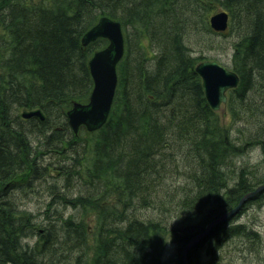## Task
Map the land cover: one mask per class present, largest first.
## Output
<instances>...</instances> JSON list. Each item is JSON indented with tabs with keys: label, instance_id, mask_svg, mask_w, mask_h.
<instances>
[{
	"label": "trees",
	"instance_id": "1",
	"mask_svg": "<svg viewBox=\"0 0 264 264\" xmlns=\"http://www.w3.org/2000/svg\"><path fill=\"white\" fill-rule=\"evenodd\" d=\"M217 9L226 33L209 25ZM103 15L121 22L125 52L107 121L76 137L66 111L88 100L87 62L106 45L81 37ZM207 35L232 40L239 82L223 111L190 54ZM33 108L43 121L20 115ZM249 150L264 155V0H0V264H183L186 242L264 183V159L236 162ZM36 190L42 211L17 202ZM236 216L188 264H264Z\"/></svg>",
	"mask_w": 264,
	"mask_h": 264
},
{
	"label": "water",
	"instance_id": "2",
	"mask_svg": "<svg viewBox=\"0 0 264 264\" xmlns=\"http://www.w3.org/2000/svg\"><path fill=\"white\" fill-rule=\"evenodd\" d=\"M229 13L219 10L209 16L210 27L217 32H227ZM104 38L106 46L96 50L88 60V69L93 86L87 102H73L66 111V118L71 130L77 134L81 126L87 131L100 128L108 119L117 87V66L124 55V35L121 22L109 16H101L96 24L90 27L81 37V45L87 46L91 42ZM195 71L201 78L204 96L213 110H220L227 101L226 92L234 88L239 82L238 74L228 66L215 59H205L195 65ZM23 118L37 117L43 121L45 115L39 108L23 110ZM225 117V112L222 113ZM264 191V183L257 185L253 190L245 193L237 205L210 220L198 235L193 236L183 247L181 260L188 264L187 254L193 247L203 242L208 233L217 225L227 222L241 205L258 193Z\"/></svg>",
	"mask_w": 264,
	"mask_h": 264
},
{
	"label": "rangeland",
	"instance_id": "3",
	"mask_svg": "<svg viewBox=\"0 0 264 264\" xmlns=\"http://www.w3.org/2000/svg\"><path fill=\"white\" fill-rule=\"evenodd\" d=\"M220 9H217L216 11H219ZM215 11V12H216ZM123 30V28H122ZM228 31V29H227ZM124 33V31H123ZM203 40L196 47V49L192 52H190L191 56H198L200 54L204 55V60L206 59H215L219 61L220 63L228 66L231 68V51H232V40L229 39V37H223L221 35L219 36H202ZM95 42V41H94ZM91 42L90 44H92ZM186 44V43H185ZM125 35H124V51H125ZM202 60V59H201ZM223 107V106H222ZM223 111V108L221 109ZM21 114V111H20ZM76 137H79L78 135ZM257 155H260L257 150H249L247 153L239 156L236 160L237 164L239 162H245L250 167H256L259 166L261 159H259L257 162H253L254 159L257 157ZM57 160L52 155H47L44 157V162L48 163H55ZM260 169H254L253 178L257 179L259 178L264 170L262 167H259ZM254 180V179H253ZM180 183H183V181L179 178L177 181ZM255 188V187H254ZM36 191H26V193H22V196H20V200L17 199V202L24 203L25 202V208L38 212L42 211L40 205L44 203V199L41 197L40 193H37ZM66 212H69V209L65 210ZM149 213V211H147ZM239 216H236L237 223H245L247 226L252 227L255 231L259 233L262 239V249L261 253L264 255V194H262L257 200L248 202L244 210H240ZM175 217L172 218L174 220ZM201 219V218H200ZM199 219V220H200ZM207 224V223H206ZM237 256V254H236ZM248 264H257V256L256 253H252L249 256ZM237 262H241L238 259L237 256Z\"/></svg>",
	"mask_w": 264,
	"mask_h": 264
},
{
	"label": "bare ground",
	"instance_id": "4",
	"mask_svg": "<svg viewBox=\"0 0 264 264\" xmlns=\"http://www.w3.org/2000/svg\"><path fill=\"white\" fill-rule=\"evenodd\" d=\"M250 199H251V198H250ZM250 199H247L246 202L249 201ZM237 203H238V202H237ZM236 205H237V204H236ZM236 205H235V206H236ZM244 205H245V204L243 203V204L241 205V207L239 208V210L236 212V214H234L231 218H233L235 215H237L238 212L243 208ZM204 210H205V208H204ZM204 210H203V211H204ZM229 210H230V209H229ZM226 212H227V211H226ZM223 213H225V212H223ZM223 213L219 214L218 216L222 215ZM231 218H230V219H231ZM230 219H229V220H230ZM205 226H206V224H205ZM205 226H204V227H205ZM217 226H219V225H217ZM217 226H215V227H217ZM204 227L202 228V230L204 229ZM215 227H214V228H215ZM202 230H201V231H202ZM201 231H200V232H201ZM209 233H210V232H209ZM209 233H208V235H209ZM198 234H199V233H197L196 235H198ZM196 235H195V236H196ZM208 235H207V238H208ZM207 238H206V239H207ZM206 239H205V240H206ZM189 240H190V239H189ZM189 240H188V241H189ZM205 240H204V241H205ZM188 241H187V242H188ZM187 242H186V243H187ZM185 245H186V244H185ZM185 245H184V246H185ZM181 251H182V250H181Z\"/></svg>",
	"mask_w": 264,
	"mask_h": 264
},
{
	"label": "clouds",
	"instance_id": "5",
	"mask_svg": "<svg viewBox=\"0 0 264 264\" xmlns=\"http://www.w3.org/2000/svg\"><path fill=\"white\" fill-rule=\"evenodd\" d=\"M259 159H264V155H257L253 162H257Z\"/></svg>",
	"mask_w": 264,
	"mask_h": 264
}]
</instances>
